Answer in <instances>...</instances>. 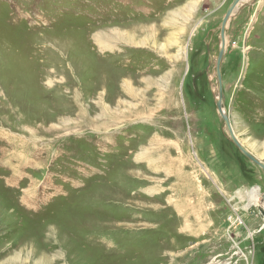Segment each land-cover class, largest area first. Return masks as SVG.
<instances>
[{"label":"rangeland","instance_id":"obj_1","mask_svg":"<svg viewBox=\"0 0 264 264\" xmlns=\"http://www.w3.org/2000/svg\"><path fill=\"white\" fill-rule=\"evenodd\" d=\"M232 2L0 0V264H264ZM226 25L264 162V0Z\"/></svg>","mask_w":264,"mask_h":264},{"label":"water","instance_id":"obj_2","mask_svg":"<svg viewBox=\"0 0 264 264\" xmlns=\"http://www.w3.org/2000/svg\"><path fill=\"white\" fill-rule=\"evenodd\" d=\"M242 0H233V2L228 6V10L227 13L224 17V19L222 20V22L220 23V36H221V43H223L221 45V49L218 55V62H217V68H216V72H217V77L219 80V97L216 100V105H217V109L218 111H220V114L222 115L223 121L225 123L226 128H228L229 131V135L234 143V145H236L239 150L243 153V155L247 158L250 159L252 162L256 163L258 166H260L263 170H264V162L260 161L250 149H247L245 147V145L242 144L241 140L237 137L235 130L232 126L231 123V119L228 115L227 112L224 111V107H223V79L221 77V70H220V64L222 62V57L224 56L225 53V30H226V24L227 21L230 19V17L232 16L233 12L235 11L236 7L240 4ZM263 196V200H264V192L262 194ZM260 211L263 214L264 217V210L260 207Z\"/></svg>","mask_w":264,"mask_h":264},{"label":"bare ground","instance_id":"obj_3","mask_svg":"<svg viewBox=\"0 0 264 264\" xmlns=\"http://www.w3.org/2000/svg\"><path fill=\"white\" fill-rule=\"evenodd\" d=\"M174 40H176L177 41V39L175 38ZM226 40H225V46H226ZM223 44V43H222ZM182 47V46H181ZM185 49H186V45H185V47L183 48L182 47V53H184L185 54ZM224 109V108H223ZM224 111H225V109H224ZM225 112H227V111H225ZM235 130V129H234ZM236 133V132H235ZM237 135V134H236ZM238 137V136H237ZM239 138V137H238ZM240 139V138H239ZM243 144V143H242ZM246 147V146H245ZM247 148V147H246ZM247 149H249V148H247ZM254 154V153H253ZM255 155V154H254ZM256 156V155H255ZM257 157V156H256ZM258 158V157H257ZM259 159V158H258ZM260 160V159H259ZM260 161H262V160H260ZM262 192L260 191V188L259 187H254V188H252L251 190H250V197H252V201H254L255 203H261L260 205H259V210H260V207L264 210V200H263V196H262ZM254 204V203H253ZM260 213H261V211H260ZM262 214V213H261ZM263 215V214H262Z\"/></svg>","mask_w":264,"mask_h":264}]
</instances>
